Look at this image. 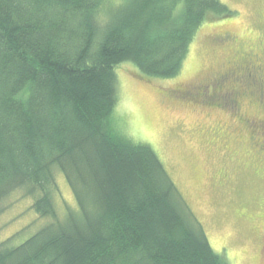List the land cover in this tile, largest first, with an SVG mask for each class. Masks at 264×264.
<instances>
[{
	"label": "trees",
	"instance_id": "trees-1",
	"mask_svg": "<svg viewBox=\"0 0 264 264\" xmlns=\"http://www.w3.org/2000/svg\"><path fill=\"white\" fill-rule=\"evenodd\" d=\"M221 0H0V202L50 223L0 244V264H230L157 153L115 121L116 69L178 75ZM77 209L60 219L55 174ZM2 211V209H1Z\"/></svg>",
	"mask_w": 264,
	"mask_h": 264
},
{
	"label": "rangeland",
	"instance_id": "rangeland-1",
	"mask_svg": "<svg viewBox=\"0 0 264 264\" xmlns=\"http://www.w3.org/2000/svg\"><path fill=\"white\" fill-rule=\"evenodd\" d=\"M221 1L233 15L208 17L175 77H142L131 64L116 69L114 117L135 142L157 153L216 253L230 264H264V137L245 126L248 118L264 114L246 96L239 103L240 118L230 116V108L216 100L206 106L204 100L168 97L181 86L196 87L223 71L233 62L235 45L264 52V0ZM222 32L235 37L234 45L213 42ZM55 182L53 203L63 219L77 205L61 173L55 174ZM32 203L21 189L0 202V244H21L51 222L37 216Z\"/></svg>",
	"mask_w": 264,
	"mask_h": 264
},
{
	"label": "flooded vegetation",
	"instance_id": "flooded-vegetation-1",
	"mask_svg": "<svg viewBox=\"0 0 264 264\" xmlns=\"http://www.w3.org/2000/svg\"><path fill=\"white\" fill-rule=\"evenodd\" d=\"M234 39L235 37L222 32L214 38L213 42L216 44L227 42L229 45H234ZM240 46L235 45L232 54L233 62L228 63L223 71L214 74L209 77L210 79L196 87L181 86L172 91L175 92L174 94L169 95L168 93V97H174L177 100H185L186 98L194 101L204 100L205 102L201 103L206 106L215 105L216 100L219 101V105L225 103L230 108V116L237 115L240 118L242 112L239 110V103L246 96L251 104L254 103L253 107L264 114V52L256 54L242 45ZM244 49L247 51L244 52ZM243 119L245 118L242 115L240 119L242 124ZM245 126L249 130H252L251 126H253L254 130L260 131L259 134L264 137V117L258 120L248 118L245 121ZM263 148L259 149L262 150Z\"/></svg>",
	"mask_w": 264,
	"mask_h": 264
}]
</instances>
